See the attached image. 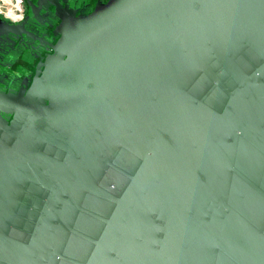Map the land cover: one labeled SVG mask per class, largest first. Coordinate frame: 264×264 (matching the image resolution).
Returning a JSON list of instances; mask_svg holds the SVG:
<instances>
[{
	"label": "water",
	"instance_id": "1",
	"mask_svg": "<svg viewBox=\"0 0 264 264\" xmlns=\"http://www.w3.org/2000/svg\"><path fill=\"white\" fill-rule=\"evenodd\" d=\"M26 1L0 264H264V0Z\"/></svg>",
	"mask_w": 264,
	"mask_h": 264
},
{
	"label": "flooded vegetation",
	"instance_id": "2",
	"mask_svg": "<svg viewBox=\"0 0 264 264\" xmlns=\"http://www.w3.org/2000/svg\"><path fill=\"white\" fill-rule=\"evenodd\" d=\"M71 3L72 1L70 0L69 4ZM23 6L24 17L22 18V20L18 22H12L8 20L5 21L13 24L23 22L28 15V12L25 11L26 7H28L26 0H23ZM41 22V33H45L47 36V40L50 41L56 18L54 15L46 12L43 19H41ZM5 42H8L9 49L2 46L3 51H9L11 48L13 52H11L10 54H7V52H1L0 54V84L2 81L5 82L4 84H1L2 90L11 89L13 92H19L23 87L29 89L33 82V75H31V73L29 72V69H31L30 65H32L33 63L36 65L39 62L40 58L51 52L42 49L40 54L33 56L29 53L31 51V49L28 47V45L31 44L30 42L22 39H6ZM51 43H55V40H51ZM19 45L20 49L18 50L17 47ZM1 59L4 60L1 62Z\"/></svg>",
	"mask_w": 264,
	"mask_h": 264
},
{
	"label": "built area",
	"instance_id": "3",
	"mask_svg": "<svg viewBox=\"0 0 264 264\" xmlns=\"http://www.w3.org/2000/svg\"><path fill=\"white\" fill-rule=\"evenodd\" d=\"M3 3L9 4L11 7L7 12H5V15H1L4 20L12 21V22H18L22 20L24 17V6H23V0H1ZM0 10H2V6L0 5Z\"/></svg>",
	"mask_w": 264,
	"mask_h": 264
},
{
	"label": "rangeland",
	"instance_id": "4",
	"mask_svg": "<svg viewBox=\"0 0 264 264\" xmlns=\"http://www.w3.org/2000/svg\"><path fill=\"white\" fill-rule=\"evenodd\" d=\"M71 1L73 2L76 1L79 7L81 6L92 7L96 4L98 0H71ZM0 5L2 6V10H0V14L3 16L5 15V12H7L11 6L7 3H3L1 0H0ZM25 11L29 12V8L26 7Z\"/></svg>",
	"mask_w": 264,
	"mask_h": 264
}]
</instances>
